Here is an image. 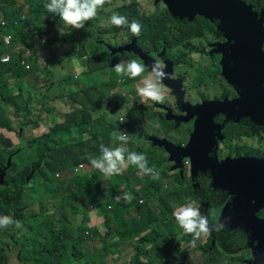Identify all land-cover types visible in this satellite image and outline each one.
Instances as JSON below:
<instances>
[{"label":"trees","instance_id":"1","mask_svg":"<svg viewBox=\"0 0 264 264\" xmlns=\"http://www.w3.org/2000/svg\"><path fill=\"white\" fill-rule=\"evenodd\" d=\"M241 1L244 4L248 1L252 6H261L262 9L258 11V13L261 12L264 15V0ZM25 2L27 4L33 2L30 5L34 4V0H25ZM160 2L163 3L159 0L155 4L158 5ZM26 3L24 5H18L17 0H0V17H3L6 22V26L2 28V33H12L15 41H20L23 47L18 54L13 55V59L10 63L3 64L0 62V94L5 96L2 100L9 107L6 110L0 107V126L3 128H7L9 121L22 118L24 115L33 112L34 107H28L27 105H24L22 109L15 110L14 112L8 111L11 108L12 101L17 103L20 100L12 93H6L7 80L13 78H16L18 81L28 79L27 75H30V73L22 67L21 61L25 60L24 55L26 50L33 48L44 33H53V36L47 39L45 44L50 43L53 46L58 45L57 50L62 51L64 47H69L70 45V52L74 54L77 53V57L80 59L91 54L90 57L93 60L92 68L87 69L89 70L88 72L87 70L85 71L88 75H95L105 68L110 69L108 59H110L112 51L120 55L129 53L132 59L141 61L139 55L131 51L121 50L125 48L132 39H135L139 46H147L151 42V39L144 38H161L167 41L166 50H168L169 53L181 52L185 55L184 51H174V49L180 45L184 50L189 51V55L195 57V51L189 46L190 38L193 35L190 24L194 21V17L190 21L188 19H177L171 17V14L166 9V11L163 12L164 19L160 20L158 17L153 16L155 20L152 24L155 30L160 31L163 27V22H167L170 27L166 31L147 36L148 29L142 27L138 36L133 35L129 31L130 37L127 43L120 47H113L110 45L111 38L109 34L115 37L119 35L117 30H115L116 27L110 25L115 28L112 31H107V28L104 26H102L103 28L101 30H97L95 27L104 17L107 0L104 6L98 10L97 17L86 22L83 29H71L67 34L63 35L59 34L60 32L58 31V29L62 27L58 16L47 13L44 4H39L35 9L33 6H31L30 9H26ZM169 17L172 19H169ZM42 18L46 19V23L49 27L47 30H44L40 25ZM205 19L208 20V18ZM179 31H181V33ZM77 42L78 44H75ZM84 44L85 48H83ZM78 45L79 49L77 52ZM73 46L74 48H72ZM262 50L264 51V44ZM5 52H7V49L4 47L0 35V55ZM97 52L100 53L95 55ZM31 56L33 57V61L28 63L31 64L32 67H39V61H37L33 55ZM58 61L59 60L54 61L53 58H50L44 61L43 65L47 64L50 67H55ZM98 62L102 65L95 66ZM212 62L214 68L219 70L218 63L213 60ZM178 63L180 64L179 60ZM80 65L83 66L84 63L81 61ZM175 66L177 67L176 64ZM110 72H112L111 69ZM113 74L114 78L103 86L94 84H89V86L77 85L75 86L76 90L70 92L68 95H57V97H55L56 101L58 100L57 104L46 117L49 118L50 115L55 116L56 123H54L47 134L31 142V147L34 149L30 153H28L24 145L18 146L12 144L9 140H3V135L0 134V176L2 175V166L5 165L8 157L13 155L12 167L7 171L6 177H4L3 180L0 179V216L10 215L15 220L22 223L21 228L10 226L7 232H3L2 228H0V264H12L11 253L16 249H13V247H5L2 241L3 239L9 238L10 232H16L17 230L20 231L19 234L17 237L12 235V239L15 244L14 247L19 246L23 242L21 248H18V260L22 264H25L27 261L24 257V252L27 251L30 246L26 240L24 241L25 234H22L23 230L27 233L36 234V239H34L31 246L37 249L31 261L46 262V259L50 258V263L55 264H76L81 258H88V264H105V253L108 249L113 252H118V245L133 238L137 239V243L135 245V253L128 264H155L159 262L155 254V249L159 246V239L169 236L172 232H177L176 229L168 224L166 218L163 217L161 218V224L159 226H155L153 223L152 225L147 224L146 230H149L147 233H140L137 235H135V233H129L127 235L121 233L122 230L128 229L126 223L133 219L141 220L142 215L148 211H151L154 216H158L159 213L162 212L161 208L167 211L169 216L174 213L169 204V200L179 195L176 194V190L169 184L163 185L159 175H156L157 168L154 165L155 156L151 155L147 157L148 166L155 170V175L147 176L132 165L127 166L128 175L125 173L124 176H122L123 174L105 176L98 169L93 168L86 158L89 155H96L95 148L101 140H103L104 146L110 148L111 142H113L116 147L120 144V141L116 139L114 133L118 131L122 132L123 125H126L125 117L123 116L122 122L116 120L109 122L108 125H101L103 119L96 118L92 120V114L97 110L100 100L105 97L107 91L116 88L117 83H120L123 90L126 91L129 88L126 82L133 81L138 83L140 77L130 79L127 76H118L115 72H113ZM116 77H122L124 82L116 81ZM68 82L69 80L67 79L65 83L67 84ZM20 86L19 82H17L15 87L17 88ZM64 97L70 100L72 104L76 105L75 109L72 111L70 110L72 104L58 107L59 103H65L62 102V98ZM50 102H52V100L39 102L38 104L40 106H48ZM140 107L146 106L140 105ZM161 111L162 110L158 111V116L162 118ZM136 122L137 119L131 120L132 124H136ZM38 127L39 123L32 125L33 130ZM94 128L97 129L98 132H95ZM87 131L92 133L93 138L87 141L78 140V137L83 136ZM98 134L102 135L100 141L98 140ZM52 135L53 137L57 135L58 139L53 141L50 140ZM92 142H96V144ZM128 147L133 150L132 148L134 146L131 141L128 143ZM79 166L84 167L85 170L79 168ZM30 169L35 172L30 174L31 181L28 183L25 177L20 178V175H23L24 170ZM13 172L16 174L13 175ZM56 174L58 175L57 179L55 178ZM50 178L53 179V184L57 187L66 188L69 191L67 199L58 201V209L60 207H64L65 209L66 206H68V209L65 214H63L64 210L62 214L60 210L58 212L61 214L62 219L59 220L61 222H58L57 225L65 227L67 232L64 236L59 235L57 243L60 244L61 242H65L63 247L65 249H72V251H70L72 263L58 261L61 256H65V253L58 252L55 243H43L39 240V232H50L53 227V221L46 216V213L41 207V203L45 198H48L45 193L50 189L47 184ZM116 178H118L119 181L125 182L123 192L118 188L115 181ZM30 183L32 184L29 185ZM125 192L131 194L132 206L129 207V211L120 216L118 206H122L123 201L121 200L118 202L115 197ZM155 192L157 196H154ZM48 199L55 200L56 198L49 197ZM55 201H57V199ZM36 204L41 207L38 213L32 210ZM125 207L127 208L128 206ZM152 208H156L158 213L152 211ZM88 210H92V212L96 211L97 214L93 213L104 219L107 230L105 234L109 236L115 233V237H117L115 242L108 241L105 236L98 237L99 232L96 227L86 228L84 226L85 222L88 221ZM132 213L134 215H131ZM79 215L81 216L82 222L78 225L76 230H73L68 216L73 217L72 225L74 226V222ZM28 221L31 223L30 225ZM178 233L179 235L182 233L185 236V238L184 236L183 238L188 242L191 241V234H185L183 230H179ZM73 236H75V239H72ZM98 238H100L98 242V244L101 245L100 249L97 244ZM17 240H20V242ZM83 241L91 242V248L83 251L81 247ZM145 244L150 245L146 250L143 247ZM219 248H221L219 243L215 240L212 245L211 237H209L208 241L203 246L202 252V254H209L207 255L208 263L215 261L213 252L217 251ZM7 250L9 251L8 253ZM238 254L239 253L234 256L236 264H242V262H244V264L247 263V257L241 260L240 254Z\"/></svg>","mask_w":264,"mask_h":264},{"label":"rangeland","instance_id":"2","mask_svg":"<svg viewBox=\"0 0 264 264\" xmlns=\"http://www.w3.org/2000/svg\"><path fill=\"white\" fill-rule=\"evenodd\" d=\"M48 0H34V4L26 3L25 0H17L18 5H24L26 3V9H30L31 6L34 7V9L39 4H46ZM155 0H107L106 6H105V14L102 18V21L95 25L97 30H101L104 26L107 28V31H112L113 27H111L108 23V17L111 16L112 13L118 12L121 15H125L128 17L129 21L136 20L139 22V24L142 27H151L154 23L153 16L158 17L160 20L164 19L163 12L166 11L167 8H165L163 3H159L158 5L155 4ZM247 7L252 8V6L246 1L245 4ZM164 8V9H163ZM1 18V17H0ZM170 18V17H169ZM165 23V22H163ZM40 25L44 30H47L48 24L46 23V19L42 18L40 21ZM214 27H212V30ZM202 29H206L205 26H202ZM117 35L116 37L112 34H109L110 36V45L113 47H120L123 44L127 43V40L130 37L129 29L127 27H121L117 28ZM60 34V33H59ZM53 33L49 32L45 34L38 43L35 44V46L31 49H29L28 53L25 54V60L27 62L33 61V55L37 61H39L38 66H43V62L53 58L55 60H59L55 67H50L49 65L45 64L44 69H41L39 71H36L33 73L31 77L28 75V79L26 80H20L18 81L16 78L8 79L7 82V91L6 93H12L15 95L20 101L19 102H11V108L8 110L9 112H14L15 110H20L23 108L24 105H27L28 107H34L33 108V114L30 117V123L27 124V126L23 127L22 133L20 134V128H17L19 122L16 120H11L8 122L7 125V132L3 135V140H9L14 145H24L25 149L30 153L34 148L31 147V142L34 139H37L41 137L44 134H47L50 129L53 127L54 123H56L54 120V117L51 118H43V116H48L49 114V108L52 109V107H55L57 104L56 98L57 95H68L70 92H73L76 90L77 85L80 86H89V84L94 85H101L103 86L105 83L111 81L114 78V74L110 72V69L112 70V67L115 66L118 62H127L128 60L132 59V56L129 53H124L122 55L117 54L116 52L113 55H110V59H108V62L110 64V69H106L105 66L101 72H98L95 75H88L85 73V71L89 68H92L93 60L89 56H86L83 59H80L77 57V53L70 52V45L69 47H64L62 51L57 50L58 45L53 46L50 43L48 45H44L43 42L45 39L52 37ZM226 41V40H225ZM166 40H163L161 38H152L151 42L146 46L142 47V50L147 53L150 57L158 60V57L160 54L165 53L166 56H168L171 59H177L180 61V68L178 69L179 75H181L186 83H189L190 85L185 87L186 90L189 89H197L201 92H206V99L207 101H210L211 99H217L220 101L223 100H234L236 98L235 92L229 87V85L225 82L223 76L221 75V67L219 65L220 63V56L219 54H212L213 58L206 59V60H197V57H193L189 55V51L184 50L180 45L174 49L175 52L184 51L183 55L180 53H169L168 50H166ZM75 44H78L75 43ZM132 42H130L129 45H131ZM22 45L20 46V48ZM110 47V46H109ZM74 48V46L72 47ZM71 48V49H72ZM85 48V44L84 47ZM122 48V47H121ZM79 49V45L77 48V52ZM152 49V51H151ZM151 51V52H149ZM211 49L207 50L206 53L210 55ZM120 52V51H119ZM100 52L95 53V55H98ZM31 54V55H30ZM120 55V56H119ZM211 55V56H212ZM210 56V57H211ZM199 59H202V55H198ZM213 61L217 62L219 65V70L215 69L213 66ZM83 62L84 65L81 66L80 62ZM101 63H96L95 66H101ZM34 69V67H32ZM89 70H87L88 72ZM69 80V84L65 83L66 80ZM19 82L21 85L20 87H15L16 83ZM215 84V85H213ZM205 85L210 86L209 88H204ZM213 85V86H211ZM117 88L108 90L105 97H103L100 100V103L98 105L97 110L92 114V120L96 118H102L103 121L101 122V125H108L109 122L118 120L120 116L125 117L126 125H123L122 132H127L129 136V142H132V145L134 146L131 150L128 147V143L125 145H122V142H120V146H123L127 149V151H137V153H143L146 157L148 156H155L156 159L154 161V165L157 168V174L159 175L161 179V183L169 184L176 190V194L179 195L178 197H174L169 200V204L173 211L176 210L177 207L182 206L188 202L194 203L197 207L198 204L196 202V198H194L193 194L194 191L189 187L190 180H189V173H185L184 182L180 179L182 176H180V173L177 170H171L173 167L170 166V156L166 154V152L163 151L162 146L154 145L153 137L156 138L157 141L161 142L160 139L170 137L172 140L175 138L183 139L181 135V123H175L169 122L167 120H163L161 117L158 116V111H167L168 109H171V106L174 105V102L171 101V99L168 97V95H171L169 93L168 95L165 94L166 103L168 107H165L166 103H163L162 105L154 103L152 101H142L141 98L137 95V88L130 84L129 88L131 90V93H124L122 85L120 83H117ZM19 88V89H18ZM167 90V88H165ZM166 92V91H165ZM170 92V91H169ZM189 94V92H187ZM5 96H2L0 94V107L3 109L9 108L4 102L3 98ZM52 100L48 106H40L38 103ZM204 101V102H207ZM62 104H58V107H64L65 105L72 104L70 100H68L66 97L62 98ZM197 103L202 104L199 100H197ZM196 103V104H197ZM139 105H145L146 107H140ZM160 105V106H159ZM76 105L72 104L70 106V110L72 111L75 109ZM79 107V106H77ZM133 110L128 111V108H133ZM39 118V119H38ZM38 119V120H36ZM137 119L136 124H132L131 120ZM39 123V127L35 130L32 128V124ZM94 124V123H91ZM130 124V125H127ZM169 126H171V133H166L162 135V130H168ZM17 129V131H16ZM95 132H98L97 129L94 128ZM2 130L0 129V133ZM250 130L234 125V124H227L224 128V130L221 131V134L223 136V142L218 145V153L223 154L225 153L226 149L229 147L236 148L241 147L245 140L248 139L251 136ZM102 135L98 134V140L100 141ZM93 135L90 131L85 132L83 136H79L78 140L87 141L89 139H92ZM58 139V136L53 135L50 137V140ZM93 144H96V142H92ZM101 144L104 145L103 140L96 145L95 151L96 155L99 156L100 154V146ZM74 146V143H73ZM251 149H257L256 146L253 144H249ZM115 144L111 142V148H115ZM127 155V152H126ZM232 156L236 155L234 152L231 153ZM13 158V155L11 156ZM30 171V172H29ZM35 171L31 169L30 170H24L23 175H20V178L25 177L26 181L29 183L31 181V175ZM125 173L128 175L129 172L127 171V167L123 168L121 171L122 176L125 175ZM16 173L13 172V175ZM155 175V172H154ZM147 176V175H146ZM19 178V179H20ZM55 178H58V175L56 174ZM152 178V177H150ZM122 179V178H120ZM117 186L120 190H124L125 182L119 181L118 178H116ZM33 183V182H32ZM30 183L29 185H31ZM47 184L49 185L50 189L45 193L46 197L56 198L57 201L51 200L48 198H45V200L41 203V207L43 208L44 212L46 213V216L49 217L51 221H53V227L50 232H39V240L43 243H55L57 247V251L60 253H65V256H61L59 258V262L64 263H72L70 259V251L72 249H65L63 245L65 242H61L60 244L57 243L59 235H66V228L62 227L61 225H57L58 222H61L59 220L62 219L61 214H65L67 212L68 206L60 207L58 209V201L62 199H67V196L69 195V191L66 188H59L55 184H53V179H49L47 181ZM191 186V185H190ZM183 193V194H181ZM185 195V197H183ZM154 196L156 195V192L154 193ZM125 206H128L127 208ZM132 206V203H122V206H118V212L119 215L125 214L127 211H129V207ZM40 205L36 204L33 207V212L38 213L41 210ZM159 213L158 216H154L151 211H148L142 215L141 220H131L127 224L128 229L122 230V234H129L132 233L135 235L140 233H147L149 230H146V225H152V223L155 226H159L161 224V218L165 217L166 221L170 226H172L174 229L177 230V232H172L167 237H163L159 239V246L155 249L156 258L159 262H156L155 264H236L234 256L236 254L231 255L223 251L221 248H219L217 251L213 252L215 257L214 262H207V255L209 254H202L203 252V246L207 242L208 234L202 236L199 240H197L196 245L192 246L191 241L188 242L185 240V236L181 233L179 235L178 231L182 230L177 222L175 221V218L173 215L169 216L168 212L163 210ZM218 209V208H217ZM217 209H211L209 210V213L216 212ZM60 210V213L59 212ZM152 211L157 212L156 208H152ZM264 212V211H263ZM131 215H134L133 213ZM264 215V213H263ZM88 221L85 222V227H96L98 229L99 235L98 237H103L110 241L115 242L116 238L115 233H112L109 236H106V227H105V221L102 217L95 215L92 210L87 211ZM217 217V213L215 214ZM218 219V218H217ZM29 222V221H28ZM81 216H77V219L74 222V226L71 224V227L73 230H76L78 225L81 223ZM31 223L29 222V225ZM10 226L7 228H2L3 232L9 231ZM113 231V230H112ZM20 231H14L10 232L9 238L3 239L2 243L5 247H13L14 250L11 253V262L12 264H19L18 263V248H21L23 242L17 246L14 247L15 244L13 243L12 235L17 237ZM22 234H25L24 241L26 240L29 243L28 250L24 252V257L26 260L31 261L34 256L36 249H34L31 245L33 244L34 239H36V234L27 233L24 230L22 231ZM86 234V232H85ZM215 235V238L218 240L217 235ZM184 236V238H183ZM182 237V238H181ZM72 239H75V236L72 237ZM193 239V236L191 240ZM20 242V240H17ZM100 241V238L97 240V244ZM137 243V239L133 238L131 240H127L121 245L117 246L118 252H113L112 250L108 249L105 253V264H128L131 257L135 253V245ZM93 246V245H92ZM81 247L83 248V251H86L88 247H90V243L83 241L81 243ZM98 247L100 249L101 245L98 244ZM9 251L7 250V253ZM251 251H242L239 252L241 260L249 259L251 257ZM238 254V255H239ZM246 259V260H247ZM47 261H50V258L46 259ZM88 258H81L78 263L76 264H88L87 263ZM244 264V262H242ZM247 264V263H245Z\"/></svg>","mask_w":264,"mask_h":264},{"label":"water","instance_id":"3","mask_svg":"<svg viewBox=\"0 0 264 264\" xmlns=\"http://www.w3.org/2000/svg\"><path fill=\"white\" fill-rule=\"evenodd\" d=\"M161 1L171 17L190 21L199 14L217 27L226 41L214 44L210 55L219 54L221 75L237 96L231 101L184 104L181 81L166 79L164 84L171 90L170 96L175 97L177 109L186 116H172L168 109L165 118L184 124L194 119L193 128L185 147L165 139L159 142L154 137L152 143L162 146L170 156L171 170L181 174L183 160H188L193 196L210 225L209 210L222 207L212 226L224 223L225 227L209 233L212 245L216 240L223 251L232 255L251 251L247 264H264V219L257 216L264 211V158L228 157L219 163L216 156L217 142L223 140L221 131L227 124L264 133V15L252 11L241 0ZM143 59L147 65L153 63L147 57ZM164 64L171 75L175 63ZM9 167L10 164L2 168L1 180Z\"/></svg>","mask_w":264,"mask_h":264},{"label":"clouds","instance_id":"4","mask_svg":"<svg viewBox=\"0 0 264 264\" xmlns=\"http://www.w3.org/2000/svg\"><path fill=\"white\" fill-rule=\"evenodd\" d=\"M105 2L106 0H48V2L44 5V7L47 13L59 17L60 24L62 25V27H60L58 31L60 32V34L63 35V34H67L71 29H76V30L83 29L85 27L86 22L93 20L97 17L98 10L104 6ZM0 19H2L5 22L3 17H1ZM107 23L117 28L127 27L133 35H137V36L140 34L141 31V25L139 24L138 21L132 20L130 22L127 16L121 15L118 12L112 13L111 16L108 17ZM5 26H6V22H5ZM45 34L47 33H44L36 43H38ZM0 35L4 47L7 49V52L0 55V62L2 57L4 56H9L12 61L13 55L18 54L23 49V47L20 48L21 42L15 41V38L12 33L3 34L1 31ZM4 36L11 37L9 43L5 41ZM47 39H50V37ZM47 39L44 40L43 42L44 45H48L45 44ZM16 51H18V53ZM28 51L29 49L26 50V53H28ZM8 63H3V64H8ZM44 68H45L44 65L41 67H34V69L28 72L30 74H33L36 71H39ZM165 69H166V65L163 63L154 61L151 65H147L143 62L142 58L141 61L138 59H131L128 60L127 62H118L115 64V66L112 67V71H114L118 76H127L130 79H136L137 77H140L138 83L132 81V83H134L137 88V95L141 98L142 101L147 100L157 104L165 102L166 85L164 84V81L166 79L172 78V76L169 75ZM116 81L124 82V79L122 77H116ZM53 108L55 107H52V109ZM52 109L51 108L48 109L49 113L50 111H52ZM32 114L33 112L24 115L22 118L14 119L19 122L17 128H20V134L22 133L23 127L27 126V124L30 123L31 120L30 117L32 116ZM45 117L47 116H43V118ZM51 117L55 118V116L53 115L49 116V118ZM119 118L117 121H119ZM54 121H56V118ZM0 129L2 130V132L0 133L1 135L6 134L5 133L7 132L6 128L0 126ZM114 135L116 136V139L118 141L122 142V145H125L129 142L130 135L126 131L125 132L118 131L114 133ZM162 140L163 139H160V141ZM219 142H217V144ZM178 147H182V146H178ZM11 156L12 155L8 157L5 165L2 166L3 169L7 167L8 164H10L8 170H10V168L12 167ZM86 158L89 160L93 168L98 169L105 176L119 175L121 174L122 169L127 167L128 165L137 167L140 170V172L145 175H154L155 172L154 168H150L148 166L147 157L143 153L127 151V149L123 146H120V144L115 148L106 147L103 144H101L99 156L89 155ZM171 164L172 165L170 166L172 167L173 163ZM183 165L184 168L181 170L182 173L184 172L185 167L188 168L189 171V162L187 159L183 160ZM80 168L82 169L83 167ZM7 171H6V175H7ZM177 171L180 173L179 170ZM189 174L191 175L190 172ZM115 199L118 202L122 200L125 203H130L132 197L130 193L125 192L122 193L120 196L115 197ZM173 212H174L173 216L175 218V221L177 222L179 227L183 230V232L185 234H191L193 236V239L190 242L192 246H195L197 240H199L202 236L208 234V238H207L208 241L210 237L209 233L211 231L213 230L220 231L225 227L224 223H218L215 226L210 225L208 217L202 214L200 208L197 207L192 202H188L182 206L177 207L176 210ZM227 219L230 220V218ZM68 220L72 224L73 217L68 216ZM9 226H14L15 228H21L22 223L18 220H15L10 215L0 216V228H7ZM88 243H90V247L88 248H91V242ZM143 247L146 250L150 247V245L145 244L143 245Z\"/></svg>","mask_w":264,"mask_h":264},{"label":"flooded vegetation","instance_id":"5","mask_svg":"<svg viewBox=\"0 0 264 264\" xmlns=\"http://www.w3.org/2000/svg\"><path fill=\"white\" fill-rule=\"evenodd\" d=\"M251 9H252V11H256V13H258V11H260L262 9V7L261 6H252ZM169 19H172V18H169ZM202 26H205L206 29H202ZM169 27H170V25L167 22L163 23V27L160 31L155 30L152 26L146 27V29H148V35L147 36L166 31ZM212 27H214L215 30H212ZM190 28H192V30H193V33H192L193 35L190 38L189 46L195 51V57H197V60H206L208 58L212 59L213 55L210 57V55H208L206 53V51L209 49H211V50L215 49L213 47L214 44L225 43V39L223 38L222 34H220L216 30L217 27L214 24H212L209 19L206 20L203 16H200L199 14L194 16V21L190 24ZM179 32L181 33V31H179ZM144 39H151L152 40V38H150V37H146ZM130 42H132L131 45H129ZM130 42L126 45L125 48H127L132 53L139 55L140 58H142V59L144 56V57H147L148 59H150L152 62L155 61V62H160V63L164 64V61H171L177 65V67L176 66L172 67V74H171L172 78L171 79L172 80L178 79L181 81V91L183 93V103L184 104L188 103L190 105H199V103H197V100H199L201 103H204V101L208 100V99H206L207 89L204 93L201 91H198L195 88L189 89V90L185 89V87L189 86L190 84L186 83L184 81L183 77L181 75H179L178 69L180 68L181 65H179L177 59H171L168 56H166L165 53H163V54L159 55V57H158L159 61H157L156 59L150 57L147 53H145L142 50V47H146V46H144V45L139 46L136 43L135 39H132ZM200 54L202 55V59L198 58V55H200ZM143 62H144V59H143ZM130 84H133L135 86V84L132 82H126V85L128 87L130 86ZM213 85H215V84H213ZM213 85H211V86H213ZM117 87L118 86H116V88ZM209 87L210 86H208V85L204 86V88H209ZM165 91H166L165 94L168 95L170 93L169 91H171V90L167 88V90L165 89ZM128 92L131 93L130 88H128V90H126L124 93H128ZM187 92H189V94ZM168 97L171 99L172 102H174V105H172V106L168 105L166 103V98H165V103H166L165 107L171 106V109H169V112L171 113L170 115L177 116V117H179V116L185 117L186 113L180 112L177 109V106L175 104V97L173 98L170 95H168ZM211 100H217V99H211ZM162 104L163 103H161L160 105H162ZM133 108H128V111L132 110ZM157 111H160V110L157 109ZM161 112H162V119L163 120H167L169 122V124L171 122H175L174 120H169V119L165 118V115H166L165 111H161ZM122 121H123V118H122ZM193 121H194V119H191L185 124L180 122L181 123L180 124V126H181L180 132H181L183 139L175 138L174 140H172L170 137L162 138V139H166V140L172 142L173 144H175L176 146L185 147L187 144L189 135H190L192 128H193ZM234 125H236V124H234ZM244 128L250 130V132H248V133H251V136L245 140V143L241 147H236V148L229 147L226 149L225 153L220 154V153H218V145L220 143H222L223 141H221L217 144L216 156L218 157L219 163L222 162L224 159H227L228 157H230V158L240 157L241 158V157L246 156V157L264 158V133L263 132L255 133V132H252L251 129H249L247 127H244ZM171 131H172L171 126H169L168 130H162V135L166 134V133H171ZM249 144H253L254 146L257 147V149L256 150L251 149ZM232 152H234L236 155L232 156L231 155ZM169 164L172 165L171 163H169ZM185 173H189L188 168H186V167H185L184 172L182 174H180V176H182V178H180V179L183 182H184L183 178H185ZM189 180H190V185H191V175L190 174H189ZM190 185H189V187L191 188ZM181 194H183V193H181ZM193 195H195V192ZM183 197H185V195H183ZM221 211H222V207L218 208L216 212L209 213L211 215V224L212 225H214L215 222L217 221V218L219 217ZM216 213H217V217L215 216ZM263 213L264 212H261V213L257 214V216L261 219H264ZM250 253H251V257L249 259H247V261L252 258V252H250ZM49 264H55V263H49Z\"/></svg>","mask_w":264,"mask_h":264},{"label":"built area","instance_id":"6","mask_svg":"<svg viewBox=\"0 0 264 264\" xmlns=\"http://www.w3.org/2000/svg\"><path fill=\"white\" fill-rule=\"evenodd\" d=\"M3 27H5V22H4L2 19H0V33H1ZM4 39H5V41H6L7 43H9L11 37H10V36H4ZM16 52L18 53V51H16ZM10 61H11V58H10L9 56H4V57H2V59H1V62H3V63H8V62H10ZM21 65H22V67H24L25 70H27V71H31V70H32L31 65H30L29 63H27L25 60H23V61L21 62ZM119 121H122V117L119 118ZM80 167H82V166H79V168H80Z\"/></svg>","mask_w":264,"mask_h":264},{"label":"crops","instance_id":"7","mask_svg":"<svg viewBox=\"0 0 264 264\" xmlns=\"http://www.w3.org/2000/svg\"><path fill=\"white\" fill-rule=\"evenodd\" d=\"M32 75H33V74H30L29 77H31ZM27 77H28V75H27ZM82 169L85 170L84 167H83ZM93 212L97 214L96 211H93ZM50 261H51V260H50ZM50 261H46V262H35V261H29V260H27V261L25 262V264H49ZM18 263H19V264H22V263L19 262V260H18Z\"/></svg>","mask_w":264,"mask_h":264}]
</instances>
